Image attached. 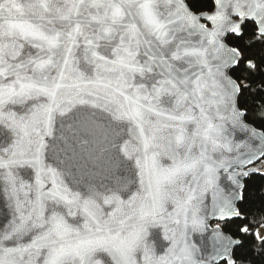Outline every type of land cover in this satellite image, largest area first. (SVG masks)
<instances>
[{
  "label": "snow or ice",
  "instance_id": "snow-or-ice-1",
  "mask_svg": "<svg viewBox=\"0 0 264 264\" xmlns=\"http://www.w3.org/2000/svg\"><path fill=\"white\" fill-rule=\"evenodd\" d=\"M0 125V264L264 256V0H0Z\"/></svg>",
  "mask_w": 264,
  "mask_h": 264
},
{
  "label": "water",
  "instance_id": "water-1",
  "mask_svg": "<svg viewBox=\"0 0 264 264\" xmlns=\"http://www.w3.org/2000/svg\"><path fill=\"white\" fill-rule=\"evenodd\" d=\"M13 139H14V134L12 132H10L8 129H6L3 125H0V147L10 146ZM46 163H48L51 166H56L50 160H46ZM29 173H31V170H27V169L21 170V174L25 175V178H30L34 182V178H35L34 173H31L30 177L28 175ZM70 180H71L70 177L66 178V183L69 184V187H73ZM0 211H7V209L5 207V201L3 198H0ZM224 222H226V221H218V220L210 218L208 221V223L210 224L209 230L203 235V237L197 236V237H195V239L198 240L199 244L202 247H204L207 250H211V246L213 244L211 229L216 227L217 224L220 225L221 223H224ZM2 223H3V217H0V224H2ZM149 239L153 243H155L157 253L162 255L163 252L161 251V246L165 245L167 243L166 241H164L162 239V232L157 230V229H153L151 231V236L149 237Z\"/></svg>",
  "mask_w": 264,
  "mask_h": 264
},
{
  "label": "trees",
  "instance_id": "trees-1",
  "mask_svg": "<svg viewBox=\"0 0 264 264\" xmlns=\"http://www.w3.org/2000/svg\"><path fill=\"white\" fill-rule=\"evenodd\" d=\"M262 183H264V180H262L258 175L253 176L252 178L249 179L248 187L250 188L251 194L254 199L257 198V196L259 195ZM226 223L227 222L220 224L222 228H224V225ZM225 231L227 230L225 229ZM248 259L252 261L253 264H264V256L257 254L255 250H252V253L250 256H248Z\"/></svg>",
  "mask_w": 264,
  "mask_h": 264
}]
</instances>
